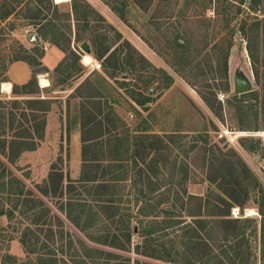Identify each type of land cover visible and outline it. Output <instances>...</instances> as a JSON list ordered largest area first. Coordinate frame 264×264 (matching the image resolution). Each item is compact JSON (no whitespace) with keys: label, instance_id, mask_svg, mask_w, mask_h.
<instances>
[{"label":"rangeland","instance_id":"374dc122","mask_svg":"<svg viewBox=\"0 0 264 264\" xmlns=\"http://www.w3.org/2000/svg\"><path fill=\"white\" fill-rule=\"evenodd\" d=\"M49 2L52 6H49ZM53 5V0H0V68L23 45L20 40L28 41L32 34L40 36L35 45H39L41 51V44H44L47 33L50 34V39L57 35L56 40L66 53L62 65L49 74L51 89L40 91L37 80V92L32 93L33 88H30L31 93L27 95L22 94V90L17 91L19 94L12 93L9 96L0 93V100L3 102L0 119L1 115L5 118L0 121V133L4 132L6 136H13L24 128H30L31 125L25 121L23 127L18 128L17 121L21 118V113H26L27 118L31 117V113L48 116V113L35 111L40 104H27L25 100H35V97L41 95L58 97L49 104L56 117L50 123L51 132L46 138L38 141L33 151H26L20 156L16 163L17 169L9 166L1 155L0 160L59 217L62 225H57L54 218L48 217L38 225L30 224L33 222V213L29 212L26 216H17L12 227L18 229L29 226L32 234L29 233L26 237L30 239V243H35L37 237L38 241L47 246L46 250H59V246L64 245L63 256L68 259L66 254L78 252V239L93 248L129 258L130 264H170L133 252L115 251L88 241L65 218L64 213L57 209H67L68 196L58 194L46 199L35 186H44V180L52 167L68 171L72 177H76L79 138L73 132L69 133L70 130H64L66 120L72 119L76 114L75 110L72 111V107L75 108L72 99L76 96H80L79 105L98 111L95 115L97 118L103 120L110 114L117 133L121 134L125 126L131 130L130 135L134 134L133 130H144L143 134L160 137L162 144L167 147L162 151L163 156L157 164L158 174L151 175L146 168V162L153 155L151 154L145 164L141 163V157H137L138 166L129 165L125 181L110 182L115 186L112 197L116 198L119 208H122L118 212V223L111 226V230L124 227V224H119L123 217L129 218L128 225L134 227V230L144 226L140 212L147 203L135 201V196H141V190L147 189L146 186L140 188V181L144 183L145 177L149 176L164 184L172 179L173 163L176 168L172 192L177 191L183 199L188 195L202 198L215 196L220 192L215 186L233 182L237 175H241L240 166H235L236 172L230 168V164H238V160L243 161L264 186V161L259 156L263 150L250 153L244 148L256 141L260 142V148H264V0H67L55 8ZM9 7H15L16 12L20 10L17 13L19 18L13 15L12 18L3 17ZM29 13L34 19L23 20L22 16ZM32 22L37 25L27 26ZM176 40L185 47L178 48ZM228 40L232 41V47L227 60L229 90L226 91L221 73ZM83 44L89 46V52L82 49ZM31 47H27V50L31 56H35L31 53ZM84 55L91 57L89 65L82 63ZM119 67L122 68L121 71ZM44 69L37 75L47 72ZM5 72L0 69V82L5 78ZM79 84L81 85L67 96L68 89ZM238 84H244L245 87L238 91ZM60 87L64 90L59 91ZM217 93H226L227 98L223 103L217 100ZM60 97H66L68 102V110L64 114ZM12 100H17L18 104H14ZM111 114H117L119 121L114 122ZM12 116L15 121L11 125L9 118ZM121 123L125 124L124 127H120ZM110 124L106 128L101 125L99 132L107 135L113 133V125ZM220 124L234 133L231 135L232 142L217 138ZM58 128L65 134L58 131ZM138 136L140 134L136 137ZM108 137L101 139L109 141ZM140 170L143 173L139 175ZM182 170H186V173ZM179 180L180 186L176 185ZM167 187L162 185L161 194L155 193L152 197H162ZM83 189L81 187L78 197L73 195L70 199L76 204H84L83 207L75 205L70 210L80 226H85L93 211H98L99 206L104 204L99 200H91L93 197L87 202L89 195ZM93 191H89L90 195ZM237 196L244 200L245 206L242 210L233 206L230 217L249 218L252 222L245 224V239L238 243H221L220 233L211 235L213 240L209 244L213 251L221 252V255L215 257L216 263L213 264H239L242 260L244 264H264L257 204L259 193L257 189L248 188V192L239 191ZM197 207L195 199L189 200L184 206L179 200L175 215L189 223L193 218H205L217 213L216 209L208 208V211L201 212L199 216ZM82 209L84 213L80 215ZM6 223L4 217L0 219V225L5 226ZM99 226L102 227L101 223L86 227L88 229L84 233L96 235L97 230L101 233ZM12 227L7 226V233ZM50 230L54 232V236L49 235ZM12 234L14 239L0 243V250L1 253L8 251L15 256L16 264H28L29 258L35 260L41 254L38 249L37 253H26L18 239V236L24 234H20V231ZM120 239L123 240L122 237ZM163 240L165 239L160 241ZM132 242L138 243L141 239L133 235ZM175 249L182 253L177 245ZM177 260L180 263L183 261L179 256ZM105 262L97 261L96 264H108ZM192 262L202 264V261L195 259Z\"/></svg>","mask_w":264,"mask_h":264},{"label":"trees","instance_id":"16d2710c","mask_svg":"<svg viewBox=\"0 0 264 264\" xmlns=\"http://www.w3.org/2000/svg\"><path fill=\"white\" fill-rule=\"evenodd\" d=\"M49 6H52V3L49 2ZM55 7L56 6L53 5V8ZM73 8L75 11V6H73ZM116 9L118 10L119 8L116 6ZM18 12H16L15 7H9L4 12L3 17L13 15L16 18H19L17 16ZM22 17L23 20L34 19L30 13L24 14ZM35 25L37 24L34 22L27 24V26L32 27H34ZM41 37H43V35ZM53 37H55L53 38L54 40L50 39V41L55 43L54 41L56 40L57 35H53ZM46 39H49L48 36L46 37ZM68 42L70 44L69 40ZM92 45H94V41ZM176 45L178 48L185 47L184 44L179 43L177 40ZM231 47L232 41L228 40L223 60V69L221 73L222 78L225 80L224 89L226 91L229 90L227 60ZM18 49L19 50L17 51V53L15 52V54H13V57H10L9 62L7 64H4L0 69L2 71H6L7 66L13 61H24L28 63L31 68H33V76L31 80L26 85L21 86L20 89L14 86L12 93L19 94V92L17 91L22 90V94L27 95L31 93L29 91L30 88H33L31 89L32 93H34V91L37 92L39 91V88L37 86L36 76L38 72H41L44 69L42 68L40 62V59L43 56V51H41L38 46H35L31 49V53H34L35 56H31L27 48H25L23 45H20ZM248 51H251L250 47L248 48ZM114 55L115 54H113V56ZM119 68V71H121L122 68ZM255 76L257 78V71H255ZM248 93L253 94L252 92ZM12 101H14V104H18L17 100ZM25 103L40 104L37 109L35 108V111L37 112L46 113L49 110V107L41 106V104H43V102L41 101L30 99L25 100ZM139 104H141V102ZM2 107L3 102L2 100H0V108ZM29 115L31 117L27 118L28 115L26 113H21L19 116L21 118L19 119V121H17V124L18 128H21L23 127V122L25 121L26 123H29L31 125L30 128H24L13 136H6L4 132L0 133V155L6 160L9 166L15 169H17L16 163L21 154L26 151H33L37 146V142L42 140L44 136V128L46 124V120L44 117L45 114L43 116L37 115L36 113H31ZM2 119H5L3 115H1L0 121ZM9 119L10 124L12 125L15 121L14 116ZM141 131L144 132V130ZM94 139H97V137ZM123 142L124 139L121 141V144H123ZM252 142L254 141L252 140ZM133 146L136 147L133 154V164L135 166L137 165L135 161L137 157H141L140 159L142 164H145L146 159L151 154H153L150 160L146 162V168L151 173V175L158 174L159 171L157 164L159 161H161V157L163 156L162 151L167 148L162 144L161 138L150 134H141V136L134 138ZM141 146L143 151H140ZM244 148L250 153L258 151V149H262L263 153L259 156L261 160L264 161V148H260L259 141L250 143L249 146H245ZM123 160L124 159H121L120 162H122ZM235 166L241 167V175H237L233 182L230 181L228 183H220V186H215V189L220 192H217V194L213 197L212 195H209L206 198L188 195L183 199V197L180 196L177 191L172 192L173 184L175 183V181L173 180V174L176 168L175 163L172 164V179L164 182V184H161L160 182L158 183L149 178V176H146L144 183H141L140 181L139 186L140 188L142 186H146L147 189H145L144 191L141 190V196H135V201L137 203L143 201L144 203H147L144 205L145 208L141 209L140 212L143 216L142 223H144V226L142 227L141 225V227L136 228V230H134V227H129V218L126 219L125 217H123V215H121V217H123V220L120 218L119 224H124V227L122 229L115 228L114 230H111V226H115L116 223H118V212L122 209L119 208V203L118 201H116V198L114 199L112 197L114 195L115 187L113 183L100 182V184L97 185L93 182H90L79 184L76 183L75 185V183L71 182V180L67 177L68 183L63 189L64 176L62 172L55 170L54 167H52L47 181H44V186L41 187L37 185L35 186V188L39 192V194H41L46 199L58 194L61 196L67 195L69 202H67L66 207L67 209H69V211H67V209L64 211V209L61 207H57V209L60 212L64 213L65 218L75 228L83 233L88 241L94 244H99L102 247H106L108 249L110 248L115 251L133 252L139 256L160 260L162 262L170 264H192V259H195V261H202V264H213L214 262L216 263L215 257L221 255V252L215 253L213 251L211 245L209 244L210 241L213 240L211 235L220 233L222 238L221 243H236V241L238 243L239 241L245 239L247 229V226L245 224L252 222V219L231 218L230 210L233 206L239 207L240 210L244 208V200L238 199L237 194L239 193V191L245 193L248 192V188L257 189L259 193L257 199L258 213L260 215L259 227L261 246L264 249V186L243 161L238 160V164L235 162H232L230 164V168L236 172L237 167ZM117 167L119 168L118 170H121V174L125 173L123 171L122 163H120ZM182 171L183 173H186V170ZM142 173L143 171L140 170L138 174L140 175ZM116 176L119 180H121L122 176L118 174ZM180 180L176 182V185L180 186ZM162 185L168 186L162 193V197H152L155 193H157V195L161 194L160 191L162 189ZM81 187L84 188L83 191H86L87 195L91 196V198L93 197L91 200H99L104 203L99 206L98 211H93V214H90L91 216L89 215L90 217L87 218L88 222H86L85 226H80L76 219L73 218V215L70 211L75 207V205H80L82 207L84 206V204H76L75 202H72L70 200L72 199V197H74L73 195H76L77 197L79 196L80 192L78 191V188ZM89 191H93L91 192L92 195H90ZM192 199L197 200V210L199 211V216H201V212L204 213L208 211V208L216 209L217 213L210 214L205 218L202 216L201 218L197 219L193 218L192 222L189 223L179 219L178 216L175 215L177 201L180 200L181 205L184 206L186 202ZM120 201L121 200H119V202ZM18 207H20V210L18 209ZM22 207L23 210H21ZM29 212L33 213V222H30V224L38 225L40 224V221L48 217L54 218L57 225H62L59 217L53 214L50 208H48L39 197H37L30 189L26 187L25 183L14 174V172L10 169V167L6 165V163L0 160V219L4 217L7 221L5 226L0 225L1 244L12 241L14 239L12 232L20 231V234L24 235L18 236V239L26 253H37L36 249L41 250V254H38L35 260L29 258L28 264H96L97 261L103 260L108 264L111 262L112 264H130L129 258L125 259L122 256L114 254L112 252L93 248L78 239H76V242L79 244V250L78 252H74V254L71 255L66 254L68 255L69 259L66 258V256H63L65 253L64 245H60L59 250H54L55 252L46 250L47 246L43 242L38 241L39 238L35 237L34 235L33 236L35 237V243H30V239L26 237L27 234H32L29 226H25L24 228H22L20 221V228L17 229V227H12V222L17 219V216H26ZM83 213L84 212L82 209L79 214L82 215ZM188 216L193 217L194 215ZM98 223H101L102 226H99V228H101L99 229V231L102 230L101 233H98L97 230L96 235L91 233L85 234V229L87 230L91 226H97ZM42 224H45V222H43ZM7 226L12 227V229L10 230L11 233H7ZM49 235L54 236V232L50 230ZM133 235L138 236L141 239V242H132ZM120 237H122L123 240L120 239ZM163 238L165 240L160 241ZM37 243H39L38 246L36 245ZM176 245L180 247L182 253H180L181 251H176ZM70 248L71 243L69 242L68 250H70ZM232 250L236 251L235 249ZM235 255H237V252H235ZM178 256L183 260L181 263L179 262V260H177ZM16 260L17 259L15 258V256L9 254L8 251L1 253L0 250V264H16ZM23 264H27V262H23ZM136 264H138V262ZM239 264H244L243 260Z\"/></svg>","mask_w":264,"mask_h":264},{"label":"crops","instance_id":"0c3cea01","mask_svg":"<svg viewBox=\"0 0 264 264\" xmlns=\"http://www.w3.org/2000/svg\"><path fill=\"white\" fill-rule=\"evenodd\" d=\"M53 4L57 6L62 3H57L56 1L53 0ZM9 18H12V16ZM47 35L49 39H44L45 40L44 44H41V46L43 45V56L40 59L41 66L45 68L47 72L45 71L37 75L38 84L41 89L40 91L42 92L44 90L51 89L50 87L52 85V82L49 74H51L53 71H56V69H58L62 65L63 58L66 55V53L60 48L59 41L55 40L54 41L55 43H53L50 41V37H49L50 34L47 33ZM37 38L39 40L40 36L38 35ZM20 42L21 44H23L25 48L36 46L35 44L28 43L27 39H24V41L20 40ZM32 76H33V69L28 63L24 61H15L10 63L7 67L6 72L4 73L5 78L0 82V93L6 96L11 95L14 86L20 89L21 86L26 85L31 80ZM80 85L81 84L75 86L74 88L73 87L69 88L67 96L73 93V91H75ZM63 90L64 88L62 87L59 88V91H63ZM52 92L56 93L54 90ZM79 97L80 96H76L75 99H72V102L75 104V108L73 106L72 107L73 110L72 108L70 109L72 111L75 110L76 114L75 116H73L72 119L69 120L68 118L66 120L67 125L64 127V130L66 131L70 130L69 133L73 132L77 136V138H79V141H77V147H78L77 160L75 162L76 177H72L68 171L67 172L63 171V169L58 170L62 172L64 176L63 189L68 183L67 177L71 180V182H74L75 185L76 183L79 184V183L93 182L94 184H100V182L125 181L126 180L125 174L129 169V165H132L134 162L133 154L135 151L134 149L136 147L133 146V141H134L133 138H135L137 134L138 135L140 134L141 136V134H143L144 132H142L141 130L139 131L133 130L132 133L134 134L130 135L131 130L127 126H125L121 134L119 132L117 133L116 132L117 127L113 125L110 114L107 117H105L103 120L97 118L95 115L98 111L96 110V112H94L92 108L91 110H88L87 106L83 104L79 105L78 102V100H80ZM34 99L43 102L45 107H49V104L52 103L53 100H57L58 97L41 95L35 97ZM59 99L62 100L63 114H64V111H66V109L68 110L67 107L68 102L67 100H65L67 98L60 97ZM92 107H94V104ZM98 107L99 106L97 105L96 108ZM46 113H48V116L45 117L46 124L44 128L43 139H45L46 138L45 136H47V134L51 132L49 129L50 123H52V119H55L56 117V114L54 111H52L51 106L49 107V110ZM59 115L62 117L60 113ZM111 116L114 122L119 121L117 114L115 115L111 114ZM63 118H66V115H63ZM108 123H111L110 125H113L111 126L113 128V133L107 135L105 132L104 133L102 131L99 132L100 129L98 130V128H101V125H103V127L105 126L106 128ZM124 125H125L124 123H121L120 127H124ZM58 131L65 134V132L60 130L59 128ZM104 136H109L108 137L110 138L109 141H103L101 138ZM96 137L97 139H94ZM123 139L124 142L123 144H121V141ZM140 148H142V146ZM121 159L124 160L120 162ZM135 161L138 166L137 158L135 159ZM120 163H122L123 171L125 172L123 174H121V170H118L119 168L117 167ZM50 171L48 172L50 173ZM117 171L119 172L117 173ZM49 173H47V175H49ZM117 174L122 176L121 180L117 178L116 176ZM47 179L48 176L45 178L44 181H47ZM78 191L81 192V188H78ZM90 197L91 196L88 197L87 202H90L91 199Z\"/></svg>","mask_w":264,"mask_h":264},{"label":"built area","instance_id":"2783aa9c","mask_svg":"<svg viewBox=\"0 0 264 264\" xmlns=\"http://www.w3.org/2000/svg\"><path fill=\"white\" fill-rule=\"evenodd\" d=\"M28 42L31 44H37L38 43V38L35 35H29L28 37ZM216 98L219 102L223 103L224 100L227 98L226 93H217ZM234 133L231 132L227 127L224 125L220 124L218 126V131H217V138L220 140H227L229 142H232V136Z\"/></svg>","mask_w":264,"mask_h":264},{"label":"bare ground","instance_id":"6f19581e","mask_svg":"<svg viewBox=\"0 0 264 264\" xmlns=\"http://www.w3.org/2000/svg\"><path fill=\"white\" fill-rule=\"evenodd\" d=\"M54 1H56L57 3H64V2H66L67 0H54ZM91 61H92V59H91V57H90L89 55H84V56L82 57V63H83L84 65H89V64L91 63Z\"/></svg>","mask_w":264,"mask_h":264},{"label":"water","instance_id":"95a60500","mask_svg":"<svg viewBox=\"0 0 264 264\" xmlns=\"http://www.w3.org/2000/svg\"><path fill=\"white\" fill-rule=\"evenodd\" d=\"M82 49L85 51V52H89V46L87 44H83L82 46ZM245 85L244 84H238L237 85V90H242V88H244Z\"/></svg>","mask_w":264,"mask_h":264}]
</instances>
